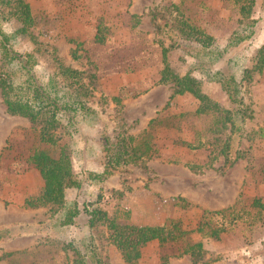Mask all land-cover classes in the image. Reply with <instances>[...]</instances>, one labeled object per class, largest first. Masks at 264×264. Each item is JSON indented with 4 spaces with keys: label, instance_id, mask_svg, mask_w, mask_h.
<instances>
[{
    "label": "rangeland",
    "instance_id": "374dc122",
    "mask_svg": "<svg viewBox=\"0 0 264 264\" xmlns=\"http://www.w3.org/2000/svg\"><path fill=\"white\" fill-rule=\"evenodd\" d=\"M25 1L34 20L12 38L14 49L32 51L37 57L34 71L40 84L46 82L58 60L81 70L92 88L87 104L97 115L83 118L82 110L72 112L79 130L61 139L69 143L73 169L83 180L80 187L66 191L67 201L76 202L79 213L73 223L63 225L59 214L50 215L46 206L23 205L24 198L37 194L42 186L38 170L28 161L39 127L27 117L10 114L0 91V226L11 233L10 238L0 241V264H73L70 243L105 264H125L105 222L88 225L87 209L93 205L116 215L118 222L162 224L174 219L183 229H191L202 207H224L237 198L249 204L257 197L264 203V181L258 173L259 162L264 160V140L254 135L264 123V65L254 67L264 51V18L257 21L249 38L228 47L215 63H207L213 70L226 66L229 57H236L239 66L251 69V79L243 82L242 93L252 112L246 117L245 135L234 136V146L243 151L242 157L227 169L219 168L220 155L208 166L190 169L189 163L207 161L213 146L191 148L182 141L193 140L196 132L203 142L210 139L212 132L205 128L211 123L207 115L195 113L198 100L191 93L172 96L171 84L159 81L162 45L174 39L180 42L168 51L170 66L180 74L190 70L200 79L202 91L223 107L241 105L230 103L220 83L208 79L206 64H193L205 61L194 56L199 50L196 40L177 36L159 18L162 29L157 30L148 12L157 7L170 16L162 7L179 3L192 22L223 43L237 24L242 0ZM261 5L264 0H254L253 17L261 14ZM21 26L14 16L2 22L7 33ZM119 131L146 136L155 151L144 161L127 163L97 182L88 172L103 168L99 148L103 136ZM220 220V215L212 218L213 222ZM190 236L192 240L200 238L197 232ZM203 246L219 255L207 264H264V217L251 225H231L218 239L205 237ZM140 251L136 264H191L189 254H178L175 242L152 239Z\"/></svg>",
    "mask_w": 264,
    "mask_h": 264
},
{
    "label": "trees",
    "instance_id": "16d2710c",
    "mask_svg": "<svg viewBox=\"0 0 264 264\" xmlns=\"http://www.w3.org/2000/svg\"><path fill=\"white\" fill-rule=\"evenodd\" d=\"M254 0H242L238 5L239 17L236 26L229 32L223 43L203 27L191 21V18L183 13L179 3H170L163 6L170 16L157 7L148 12L150 20L157 30L163 25L169 26L178 34L177 36L193 37L198 42L199 50L195 52L199 59L193 64H206L209 70L208 79L220 83L225 90L230 103L241 106L226 108L219 102L204 93L200 87V79L191 74L190 70L180 74L176 72L168 62V51L174 47L176 39L161 47V61L163 66L159 71V81L170 83L175 94L191 93L198 100L195 108L196 114L207 115L210 125L205 129L212 132L210 139L204 142L196 132L193 140L182 141L191 148H208V159L201 164H188L189 168L208 166L218 155L222 156L219 168L227 169L242 157L243 151L234 146V136L242 137L244 124L251 115L252 109L244 102L242 93L243 82L251 79V69L240 65L236 57H229L226 66L212 70L210 63L220 60L232 47L249 38L255 29L257 21L264 18V5L260 7V15H251ZM16 17L22 22L19 29L7 33L2 28L3 19ZM132 17H138L132 14ZM33 15L30 5L25 0H0V91L2 102L10 114L24 117L39 128L38 141L33 144L28 161L38 170L42 179V186L37 194L24 198L25 207L46 206L50 215H58L60 224H71L79 213L77 203L67 201L66 191L69 188H78L82 184L81 177L74 171L71 155L68 149L69 143L61 142L64 135L70 137L77 132L78 125L72 116V112L82 110L83 118H95L97 111L87 104L91 97V86L82 77L83 72L59 61L44 84L37 79L34 66L37 57L32 51L18 52L13 47L12 38L25 24L33 23ZM97 40L102 37L96 33ZM264 49V45L262 46ZM261 52V51H259ZM200 54V55H199ZM257 64L254 67L260 69L264 65V51L258 55ZM208 63V64H207ZM16 68L13 70L12 66ZM208 65V66H207ZM196 68V67H195ZM206 74V73H205ZM10 90L12 94L9 93ZM119 102L117 97H113ZM95 115V116H94ZM247 117V118H246ZM204 128H202L203 130ZM225 130H227L225 132ZM222 133V134H221ZM254 135L264 140V123H262ZM100 151L103 153V168L100 171H89L88 176H93L97 182L113 175L125 164L142 162L149 158L155 151L151 141L144 135L135 136L119 131L111 136H103ZM238 143V142H237ZM57 147V151H53ZM214 152V153H213ZM258 173L264 181V160L259 162ZM88 225H94L103 221L109 230V238L120 251L125 264H136L140 256V248L148 241L157 239L160 243H178L179 255L189 254L191 264H207L218 259V253L207 250L203 246V238L218 239L223 231L234 224H254L264 217V203L257 197H253L249 204L241 199L230 205L218 208L202 207L200 217L191 229H183L178 220L170 219L162 224H136L130 222H118L116 215H108L97 205L87 209ZM214 215H220L221 220L213 222ZM126 218L128 213H125ZM191 232L200 235L198 240H192ZM11 237L6 226H0V241ZM73 250V264H105L93 255L84 254L79 248L69 244Z\"/></svg>",
    "mask_w": 264,
    "mask_h": 264
}]
</instances>
